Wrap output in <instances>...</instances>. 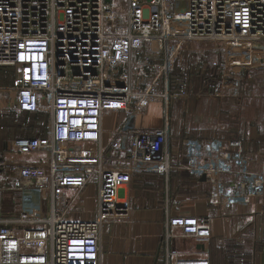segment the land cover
Returning a JSON list of instances; mask_svg holds the SVG:
<instances>
[{"label": "built area", "instance_id": "built-area-1", "mask_svg": "<svg viewBox=\"0 0 264 264\" xmlns=\"http://www.w3.org/2000/svg\"><path fill=\"white\" fill-rule=\"evenodd\" d=\"M118 8L114 0H0V68L17 70L14 85L0 92L15 94L19 114L47 115L44 138L23 136L11 144L15 154L45 152V163L18 165L0 157V173L12 187L40 192L46 206L43 217L0 219V264H102L104 226L128 211L120 191L135 174H165L172 167L170 89L181 51L191 42H220L225 61L231 46L243 43L264 55V0H125L122 32ZM136 69L150 72L145 87L134 86ZM230 70L223 62L207 76L211 94L231 89L238 95L240 83ZM187 93L183 87L178 95ZM153 102L164 103V126L136 128V116ZM120 112L127 118L104 146V118ZM183 145L185 168L206 176L210 198L222 210L264 198V170L250 167L254 158L242 140L186 139ZM94 180L96 218H70ZM15 224L27 226L16 230ZM168 224L200 243L211 239L208 216L177 215ZM172 237L169 232L164 243L167 264H210L171 250Z\"/></svg>", "mask_w": 264, "mask_h": 264}, {"label": "crops", "instance_id": "crops-1", "mask_svg": "<svg viewBox=\"0 0 264 264\" xmlns=\"http://www.w3.org/2000/svg\"><path fill=\"white\" fill-rule=\"evenodd\" d=\"M141 52L142 50L137 52L136 59L142 58L139 55ZM255 61L256 65H259L260 62L264 64L263 57ZM15 71L17 72L16 69ZM254 71L263 72L264 69ZM148 73V71L145 72L147 80L149 79ZM134 74V86L144 87V84L138 83L141 72L136 69ZM207 76L210 74L202 73V82L200 81L198 84V95L202 97H209L205 84ZM263 81L252 82L249 87H245V90L242 91L245 99L241 101V106H245L244 112L240 111L243 113V117L240 115L229 118L228 116L226 120L228 123H221V130H224V133L221 131L220 133H216V131L210 133L208 122L198 125L200 137L182 138L180 133L173 132L170 172L165 174L142 173L133 176L132 182L120 191L119 196L127 202L126 216L109 220L104 226L102 264H167L165 250L167 247L164 243L169 232L173 235L169 240V248L182 257L208 259L210 264H264V198L255 199L247 206L235 205L222 210L218 201L210 198L211 182L207 178L203 180L202 176L195 177L185 168L186 158L183 145L186 139H222L226 141L239 139L243 142L244 151L253 155L256 160L251 165L252 169L264 170ZM185 89L187 91V88ZM225 94L219 96L211 94V96L215 100H222ZM227 95L230 96V94ZM178 98L183 97L176 93L172 98V103ZM229 100L232 104H237L233 101L234 99ZM227 109L220 108L219 112L229 114L236 112L235 106L231 105V108L227 107ZM202 112L204 115V110ZM34 114L44 118L42 124L44 128L47 115L44 112ZM126 118L125 112L111 113L105 116L103 122L104 146L109 143L116 126ZM165 118L164 103L153 102L144 112L136 116L134 125L140 129L160 128L164 126ZM201 126L207 129L203 130ZM44 136L45 134L42 132L36 137L44 138ZM116 154L123 155V152ZM6 155L9 162L18 165H40L47 160L45 152L16 157L11 151ZM15 191H18L19 197L24 196V202L20 203L16 213L12 210L0 213V219H28L46 215L45 203H43L40 212L33 210V197L30 196L33 195V192L16 189ZM69 194L72 195L73 192L69 191ZM97 194V183L94 180L75 202L74 207L77 212H72L69 217L84 220L95 219L98 208ZM177 215L210 217L212 239L209 242L200 243L193 237L183 236L179 229H170L169 218ZM25 226L27 225H13L16 230ZM32 227L39 228L40 225L34 224Z\"/></svg>", "mask_w": 264, "mask_h": 264}, {"label": "rangeland", "instance_id": "rangeland-1", "mask_svg": "<svg viewBox=\"0 0 264 264\" xmlns=\"http://www.w3.org/2000/svg\"><path fill=\"white\" fill-rule=\"evenodd\" d=\"M114 2L119 5V22L117 32H122L120 26L125 23V12L123 8V6L125 5V0H114ZM221 46L222 45L220 42L188 43L187 46H185V48L181 51L179 59L175 65V70L171 78V94H178L183 87L187 88L188 93L187 96L178 98L173 103L172 101L170 102L169 118L172 133L178 132L180 133L182 138L200 137L199 129L197 127L200 123L203 124V122L209 123L210 133H213V131H216V133H220V131L224 133V130H221V123H228L226 121L228 119V116L229 118H235V116L240 115L243 117L242 112H244L245 106H241V101L245 99V95L242 92L243 90H245V87H249V84L252 82H260L261 80H264V71H254L264 69V64H261V62L259 63V65H256L257 62L255 60L261 59L262 57L264 58V55L261 56L262 54L257 49H247L243 43L234 44L228 51L230 56L229 59H225V61H223L222 53L225 51V49L223 48V46ZM144 51L145 50L143 49L139 54L140 57H143ZM152 61L154 63H157L160 60L159 58L153 56ZM252 61H254V63H251ZM223 62H226L231 66V70L228 75L238 77V81L240 83L238 87L239 92H237L238 95H234V91L229 89L225 91L226 94L223 95L222 100H215L214 98H212L211 92H208V90L206 91L207 96L209 97L199 96L198 84L200 81L202 82V73L206 72L207 74L211 75L213 72H217L218 68L223 64ZM234 66H236V69L234 68ZM139 71L141 72V74L139 75L140 80L138 81V83L140 85L144 84L143 86L145 87L149 83V79L147 80L145 74L147 70ZM148 74L150 77V72ZM16 75L17 72L14 68H0V87H10L14 83ZM230 80L231 78L228 77V82H230ZM227 94H230L231 97ZM229 99H234L233 101L237 104H232ZM231 105L236 107V112H233L234 114L231 112L230 114L221 111L219 112L220 108L228 110L227 107L231 108ZM202 110H204V115ZM43 122L44 118L39 115L17 113L15 94L9 93L6 90L1 91L0 157L1 155L7 156L6 154L12 151L10 148L12 142L15 139L23 136L41 135V133L43 132ZM33 126L35 128H33ZM204 128L207 129L206 127H203V130H205ZM24 155L27 154H15L16 157ZM255 161L256 160L254 158L251 165ZM28 191L33 192V195H30L33 197V210L36 212H40L44 203L43 196L36 190ZM22 202H24V196L19 197L18 191H15V189L12 188L11 183L8 182L0 173V213H7V211L11 210L16 213L18 211V207H20V203ZM6 206H8V208H6ZM75 208L76 207L74 206L72 207L71 213L77 212Z\"/></svg>", "mask_w": 264, "mask_h": 264}, {"label": "trees", "instance_id": "trees-1", "mask_svg": "<svg viewBox=\"0 0 264 264\" xmlns=\"http://www.w3.org/2000/svg\"><path fill=\"white\" fill-rule=\"evenodd\" d=\"M33 128H35L34 126H33ZM32 128V129H33ZM43 132H44V134H46V132H47V129H46V126H44V128H43ZM38 136V135H37ZM30 137H36V136H30Z\"/></svg>", "mask_w": 264, "mask_h": 264}, {"label": "water", "instance_id": "water-1", "mask_svg": "<svg viewBox=\"0 0 264 264\" xmlns=\"http://www.w3.org/2000/svg\"><path fill=\"white\" fill-rule=\"evenodd\" d=\"M107 1H110V0H107ZM148 1H151V0H148ZM202 177H203V180L206 179V176L205 175H203Z\"/></svg>", "mask_w": 264, "mask_h": 264}]
</instances>
